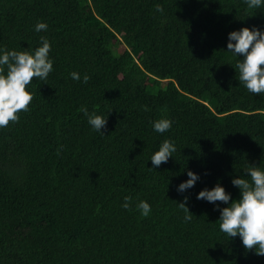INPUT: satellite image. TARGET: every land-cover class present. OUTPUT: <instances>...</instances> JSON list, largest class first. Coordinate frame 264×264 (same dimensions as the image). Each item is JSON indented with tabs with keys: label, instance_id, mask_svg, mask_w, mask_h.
Masks as SVG:
<instances>
[{
	"label": "trees",
	"instance_id": "1",
	"mask_svg": "<svg viewBox=\"0 0 264 264\" xmlns=\"http://www.w3.org/2000/svg\"><path fill=\"white\" fill-rule=\"evenodd\" d=\"M253 25L264 29V9L243 0H0V47L46 36L54 59L30 110L0 128V264H264L196 198L220 181L238 199L232 178L264 167V95L227 52L228 33ZM82 106L107 117L105 135ZM161 117L174 121L163 134L150 123ZM164 139L177 151L150 169ZM188 169L201 179L178 193Z\"/></svg>",
	"mask_w": 264,
	"mask_h": 264
},
{
	"label": "clouds",
	"instance_id": "2",
	"mask_svg": "<svg viewBox=\"0 0 264 264\" xmlns=\"http://www.w3.org/2000/svg\"><path fill=\"white\" fill-rule=\"evenodd\" d=\"M243 2L248 9H264V0ZM155 8L157 12H164V7L160 4ZM47 29L48 25L44 21H38L34 26L37 33L46 32ZM51 48V42L46 36H41L39 46L32 50L18 51L0 47V128L7 127L10 122H18L20 113L30 110L34 98L30 88L33 78L47 81L50 73L54 71ZM227 52L238 58L235 69L236 73L238 71L239 83L252 94L264 95V29L253 25L251 28L242 27L229 32ZM70 75L73 80H81L78 72L74 71ZM89 79V75H83V83H87ZM81 111L87 117L91 128L105 135L103 129L107 126V117L96 111L89 112L86 106H82ZM150 123L154 132L163 134L173 127L174 121L161 117ZM176 151L175 142L164 139L149 159L152 162L150 169L167 163ZM187 177L188 179L177 186L178 193H185L201 179L200 174L191 169L187 170ZM231 183L239 189L238 199H233L220 181L212 188L205 187L200 190L196 198L215 205L220 212V231L229 239L238 236L246 251H254L256 255L264 256V167L260 164H249L243 169V175L234 176ZM188 199V196H184L183 202L178 203L185 212L186 222L193 216L187 207ZM131 202L132 197L125 196L122 207L130 209ZM217 202L226 206L221 207ZM136 208L145 217L152 211L146 200H140Z\"/></svg>",
	"mask_w": 264,
	"mask_h": 264
},
{
	"label": "rangeland",
	"instance_id": "3",
	"mask_svg": "<svg viewBox=\"0 0 264 264\" xmlns=\"http://www.w3.org/2000/svg\"><path fill=\"white\" fill-rule=\"evenodd\" d=\"M125 49V47L122 45L120 48H119V51H123Z\"/></svg>",
	"mask_w": 264,
	"mask_h": 264
}]
</instances>
